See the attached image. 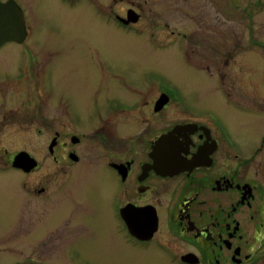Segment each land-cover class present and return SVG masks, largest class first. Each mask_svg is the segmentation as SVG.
<instances>
[{"label":"flooded vegetation","instance_id":"flooded-vegetation-1","mask_svg":"<svg viewBox=\"0 0 264 264\" xmlns=\"http://www.w3.org/2000/svg\"><path fill=\"white\" fill-rule=\"evenodd\" d=\"M7 1L22 10L26 36L21 42H3L0 57L8 53L7 42L25 47L30 35L23 2L0 3ZM56 1L76 14L81 6L89 22L112 25L152 44L162 41L158 23L144 19L138 0ZM215 2L217 13L229 15L231 22L217 17V29L208 34L201 13L205 34L197 36L199 43L215 40L207 43L212 44L208 52L199 57L191 46L190 24L166 23L167 41H178L182 58L214 80L224 104L264 114L259 81L246 77L264 74V0ZM33 66L18 56L14 69L0 73V195L7 196L4 204L23 233L12 258L7 254L14 250L2 245L0 234V264H93L80 249L103 243L110 231L121 237L123 247L141 252L140 264H264V158L254 153L243 157L218 113L188 104L175 87L152 75L145 92L140 88L130 99L107 96L91 102L98 115L86 127L79 125L85 116H79L71 100L48 95L49 70ZM48 121H61L60 130L48 128ZM30 123L49 153L41 160L26 142L19 149L12 146L16 134L31 133ZM19 152L34 165L14 164ZM37 172V182H29ZM1 223L0 217V228Z\"/></svg>","mask_w":264,"mask_h":264},{"label":"rangeland","instance_id":"rangeland-1","mask_svg":"<svg viewBox=\"0 0 264 264\" xmlns=\"http://www.w3.org/2000/svg\"><path fill=\"white\" fill-rule=\"evenodd\" d=\"M21 1L29 17L27 24L30 35L26 40V52L24 46L7 42L4 49L8 53L0 57V73L14 69L18 56H22V59L30 65L32 62L36 63L37 68L31 67L33 70L35 68L37 71L49 70L51 79L48 95L62 101L69 99L76 107L78 106L79 116H85V121L80 119L79 125L91 127L97 119L98 112L93 111L91 102L104 101L107 96H113L118 100L130 99L133 97L130 93L140 88L141 92H145L147 82L152 81L153 75V79L157 77L158 81H165L175 87L188 104L199 109H212L218 113L237 140L243 157L254 153L257 158H264V142H262L264 114L251 113L248 109L233 110L228 104H224L219 99L214 80L182 58L177 50L178 41H174L173 44L167 41L171 33L165 26L166 23L170 26L190 24L194 38L191 46L196 50L195 52L200 53L199 57L202 53L204 54V50L208 52L212 44L207 43L215 42V40L206 38L207 43L205 41V43H199L197 36L204 35L206 30L210 31L208 34H213V31L217 29V17L226 25L231 22L229 15L227 19L226 15L217 13L219 2L216 3L215 0H138L144 7V19L158 23V34L162 41L156 45L131 37L112 25L106 28L99 21H87L84 19L87 14L81 10V6L77 7L76 14L74 9L70 10L56 0ZM223 6L225 7V4ZM203 12L206 28L204 32H201L199 18ZM241 26V21L238 19L237 29L242 36L240 38H243V32H240ZM244 41L245 38L240 40V42ZM28 54H32L34 58H30ZM101 71L108 72L99 73ZM249 75L259 81L258 89L264 94V74L249 73L246 77ZM230 76V79H235L233 75ZM0 77L3 75L0 74ZM28 79L32 82L33 75H30ZM240 79L250 80L243 76ZM237 95L250 99L244 93H237ZM102 111L103 106L100 112ZM60 123L61 121H48L50 125L48 128L56 130ZM29 125L31 133L28 131L25 135L16 134L13 137L12 146L14 149H19L26 142L27 148L41 160L49 155L47 148L42 146L44 138L35 136L32 124ZM49 138L47 134L46 143ZM85 154L86 152H84V159H86ZM51 173L52 171L50 176H53ZM39 175V172L30 174L29 182L36 183ZM87 177L88 174H85L84 180H87ZM87 189L88 186L85 184V190ZM68 194L69 192H66L64 197ZM0 199L2 201L0 202L2 245L13 248L14 253L7 254L12 258L16 255L18 242L23 241V233L17 232L15 215L10 212V207L4 204L8 201L7 196L1 194ZM71 205L69 198L66 201V208L69 209ZM3 215H5L6 227ZM102 241L103 243H97L90 248L82 247L80 249L82 255L93 264H140L141 252L128 245L126 247L129 249L123 247L125 245L118 234L110 231V234ZM79 245L77 244L78 247ZM24 248L23 245L20 246L23 251L22 256L26 254ZM151 258L156 257H148V259Z\"/></svg>","mask_w":264,"mask_h":264},{"label":"water","instance_id":"water-1","mask_svg":"<svg viewBox=\"0 0 264 264\" xmlns=\"http://www.w3.org/2000/svg\"><path fill=\"white\" fill-rule=\"evenodd\" d=\"M26 36V27L22 10L13 2L0 3V45L5 41L21 42ZM19 167H32L34 160L19 152L14 159ZM29 164V165H28Z\"/></svg>","mask_w":264,"mask_h":264}]
</instances>
